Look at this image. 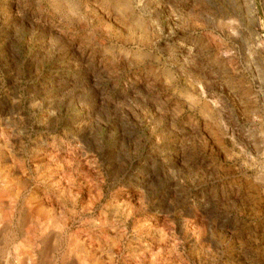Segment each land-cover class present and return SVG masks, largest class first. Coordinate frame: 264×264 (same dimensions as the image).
Listing matches in <instances>:
<instances>
[{
    "label": "clouds",
    "instance_id": "1",
    "mask_svg": "<svg viewBox=\"0 0 264 264\" xmlns=\"http://www.w3.org/2000/svg\"><path fill=\"white\" fill-rule=\"evenodd\" d=\"M11 3L0 264H264V0Z\"/></svg>",
    "mask_w": 264,
    "mask_h": 264
},
{
    "label": "rangeland",
    "instance_id": "2",
    "mask_svg": "<svg viewBox=\"0 0 264 264\" xmlns=\"http://www.w3.org/2000/svg\"><path fill=\"white\" fill-rule=\"evenodd\" d=\"M11 12L10 14H2L0 13V42L3 41V39L7 36V37H11L14 39V34H15V30L16 27L18 25H21V20L19 17L15 16V4L11 3L9 5ZM11 42L12 40H9V44L5 45L4 47V52L5 55H7V57H5L3 54H0V62H4L5 60H10L11 58ZM35 49H30V53L31 51H34ZM71 85H69L70 87ZM66 90V89H65ZM71 98V97H69ZM6 101H0V106L6 104Z\"/></svg>",
    "mask_w": 264,
    "mask_h": 264
}]
</instances>
